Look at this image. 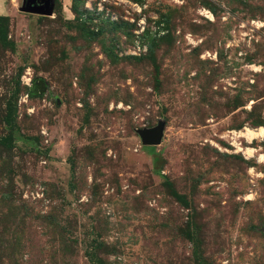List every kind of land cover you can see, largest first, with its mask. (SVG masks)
<instances>
[{"label":"rangeland","instance_id":"374dc122","mask_svg":"<svg viewBox=\"0 0 264 264\" xmlns=\"http://www.w3.org/2000/svg\"><path fill=\"white\" fill-rule=\"evenodd\" d=\"M23 4L0 0V264H264V0Z\"/></svg>","mask_w":264,"mask_h":264},{"label":"water","instance_id":"95a60500","mask_svg":"<svg viewBox=\"0 0 264 264\" xmlns=\"http://www.w3.org/2000/svg\"><path fill=\"white\" fill-rule=\"evenodd\" d=\"M54 0H24L23 11L49 16L52 13ZM139 136L144 145H156L162 137V124L138 130Z\"/></svg>","mask_w":264,"mask_h":264},{"label":"bare ground","instance_id":"6f19581e","mask_svg":"<svg viewBox=\"0 0 264 264\" xmlns=\"http://www.w3.org/2000/svg\"><path fill=\"white\" fill-rule=\"evenodd\" d=\"M264 135V129L261 127L258 130H247L244 133V136H246L248 139L259 137ZM248 151L251 152L252 149L248 148Z\"/></svg>","mask_w":264,"mask_h":264},{"label":"built area","instance_id":"2783aa9c","mask_svg":"<svg viewBox=\"0 0 264 264\" xmlns=\"http://www.w3.org/2000/svg\"><path fill=\"white\" fill-rule=\"evenodd\" d=\"M27 84V83H26Z\"/></svg>","mask_w":264,"mask_h":264},{"label":"trees","instance_id":"16d2710c","mask_svg":"<svg viewBox=\"0 0 264 264\" xmlns=\"http://www.w3.org/2000/svg\"><path fill=\"white\" fill-rule=\"evenodd\" d=\"M43 16V15H42Z\"/></svg>","mask_w":264,"mask_h":264}]
</instances>
